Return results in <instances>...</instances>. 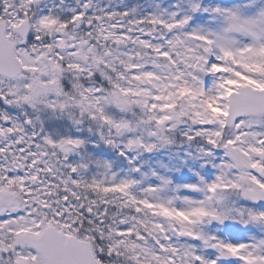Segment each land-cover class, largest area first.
<instances>
[{
	"label": "snow or ice",
	"instance_id": "6c2138e0",
	"mask_svg": "<svg viewBox=\"0 0 264 264\" xmlns=\"http://www.w3.org/2000/svg\"><path fill=\"white\" fill-rule=\"evenodd\" d=\"M0 264H264V0H0Z\"/></svg>",
	"mask_w": 264,
	"mask_h": 264
}]
</instances>
